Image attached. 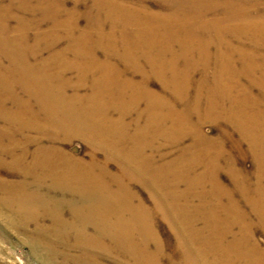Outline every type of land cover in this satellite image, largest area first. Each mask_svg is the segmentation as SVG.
Returning <instances> with one entry per match:
<instances>
[{
	"label": "bare ground",
	"instance_id": "obj_1",
	"mask_svg": "<svg viewBox=\"0 0 264 264\" xmlns=\"http://www.w3.org/2000/svg\"><path fill=\"white\" fill-rule=\"evenodd\" d=\"M5 1L0 173L37 175L0 178V205L49 264H264V0Z\"/></svg>",
	"mask_w": 264,
	"mask_h": 264
},
{
	"label": "rangeland",
	"instance_id": "obj_2",
	"mask_svg": "<svg viewBox=\"0 0 264 264\" xmlns=\"http://www.w3.org/2000/svg\"><path fill=\"white\" fill-rule=\"evenodd\" d=\"M75 0H69L68 6L71 8L75 5ZM129 1V0H126ZM5 3H9V0H6ZM148 6L154 9H160V3L157 0H148ZM33 4V3H32ZM93 5L92 0L84 1L80 4L82 10H88ZM26 18H34L37 16L34 15V13H27L25 14ZM16 18L11 19V23L15 24ZM86 21L82 20L81 25H85ZM33 35V32L31 33ZM154 81V82H153ZM152 81L151 87L156 90H161L162 86L160 82H158L157 79H154ZM18 90V89H17ZM221 123V124H220ZM213 123V124H207L204 127L205 132L209 133L213 137H218L221 134V128L225 125V123ZM223 124V125H222ZM219 134V135H218ZM218 135V136H217ZM49 143V142H48ZM246 144V143H245ZM244 144V148L247 147V144ZM64 148H66L68 151L74 152V154H77L78 156L82 157L85 160H90L92 149L89 144L86 142H83L79 139H75L72 141L63 142L61 144ZM36 145L33 144L32 148L36 150ZM37 152V151H36ZM99 158L103 159L104 155L103 153L99 154ZM253 157L250 153L246 154L245 157H239V164L240 166L247 170L248 172H253V169L255 167V162L253 161ZM9 161V159H8ZM91 165V164H90ZM36 169V168H35ZM31 170L30 175L27 176V178L20 173L16 172L15 170H12L6 166L1 168L0 178H3L8 181H14L19 182L23 180H30L32 178V175H37V169ZM112 169L116 171L118 168L116 167V164L112 165ZM227 174V175H226ZM231 178L228 173L224 172L222 175V180L230 185L232 182L230 181ZM134 189L141 195L144 202L149 207H154V200L151 196V193L149 190L142 184L136 183L133 185ZM3 193L0 192V197H3ZM4 198H6L4 196ZM64 216L68 219L71 218V212L69 210H65L63 212ZM13 217L14 219H17L16 217V211L12 207L8 206H2L0 205V264H49L48 260L39 252L37 249V243L33 240H29L26 238L25 233L22 231H17L14 226L19 225L21 226L19 222L15 223V225H12V222H10L8 219ZM47 219V220H46ZM45 223L49 224L52 223L49 217H46ZM31 227H35V223H30ZM23 226V225H22ZM156 227L158 228L159 233L161 236L167 241L168 245V253L173 254L172 244L176 242V236L175 232L170 226L167 219H165L162 215H158L156 220ZM257 240L260 242V244L264 247V232L262 230H259L256 235Z\"/></svg>",
	"mask_w": 264,
	"mask_h": 264
}]
</instances>
